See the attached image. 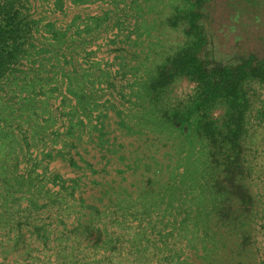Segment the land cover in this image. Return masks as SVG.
<instances>
[{"label":"trees","instance_id":"obj_1","mask_svg":"<svg viewBox=\"0 0 264 264\" xmlns=\"http://www.w3.org/2000/svg\"><path fill=\"white\" fill-rule=\"evenodd\" d=\"M26 1L0 0V80L19 62L29 43L31 21L18 15ZM70 1L77 5L89 0ZM144 2L132 1L138 30L151 39V29L158 24L176 29V49L157 50L151 63L135 52L118 53L115 62L119 61L122 77L132 76L127 92L121 94L127 107L106 100L90 124L75 109L70 110L60 156L84 176L62 179L53 173L51 182L77 200L74 214L83 222L106 213L132 215L135 203L140 205V215L149 216L176 187V201L187 204L189 214L195 210L205 226L208 264H263L253 233L264 208L251 190L252 167L245 142L250 123H264V99L257 108L253 99L254 87L264 96V0ZM149 15L158 18L150 20ZM49 31L54 35L56 30L51 27ZM152 42L149 51L155 49ZM182 80L193 83V88L178 94L175 87ZM87 81L81 82L84 87ZM76 83L78 77L72 72L66 93L77 107H83L85 91L75 88ZM216 110H221L219 116ZM112 114L114 129L144 137V148L126 149L111 136ZM84 134L101 154L98 168L78 150ZM51 150L43 156L49 162L59 157L53 153L59 148ZM35 164L39 167L41 161ZM111 165L122 180L132 177L133 190L115 180L98 182L94 175L110 174ZM84 171H89L90 185L97 188V203L76 197L89 183L84 182L90 177ZM81 221L79 225L89 229ZM44 225L37 228L39 238L48 232Z\"/></svg>","mask_w":264,"mask_h":264},{"label":"rangeland","instance_id":"obj_2","mask_svg":"<svg viewBox=\"0 0 264 264\" xmlns=\"http://www.w3.org/2000/svg\"><path fill=\"white\" fill-rule=\"evenodd\" d=\"M132 1L89 0L74 5L70 0H27L20 9L19 18L26 16L31 21L29 43L19 62L0 80V264H208L205 226L195 210L189 214L191 208L176 201V187L149 216L140 215V205L135 203L132 215L106 213L83 222L74 214L77 200L61 193L60 185L50 179L53 173L62 179L84 176L60 156L70 110L75 109L90 124L106 100L127 107L121 94L127 92L132 76L122 77L119 61L115 62L118 53L135 52L151 63L157 50L176 49V29L158 24L151 29V39L138 30ZM51 27L56 35L49 31ZM139 36L143 37L141 43H137ZM151 40L156 45L149 51ZM72 72L78 77L74 87L85 91L83 107H77L66 93ZM85 80L89 81L84 87L81 82ZM192 88L193 83L182 80L175 92L182 94ZM253 92L257 108L264 96L259 88L254 87ZM220 113L215 111L216 116ZM113 120L108 125L110 134L126 149L145 147L144 137L115 130ZM249 127L245 143L252 167L251 190L264 208V123L252 121ZM86 136L78 150L98 168L101 154L87 143ZM53 148H59L53 152L59 157L49 162L43 156ZM114 166L108 167L110 174L94 177L102 184L115 180L133 190L132 177L122 180ZM84 172L90 176L89 171ZM90 178H84L89 183L76 197L97 203L99 193L90 185ZM262 217L253 241L264 262V211ZM80 221L89 229L79 225ZM44 223L48 232L39 238L37 228Z\"/></svg>","mask_w":264,"mask_h":264}]
</instances>
